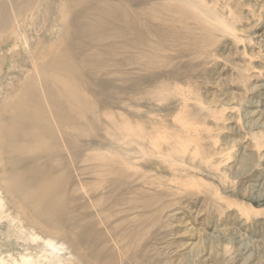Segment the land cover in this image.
I'll use <instances>...</instances> for the list:
<instances>
[{"label": "rangeland", "instance_id": "rangeland-1", "mask_svg": "<svg viewBox=\"0 0 264 264\" xmlns=\"http://www.w3.org/2000/svg\"><path fill=\"white\" fill-rule=\"evenodd\" d=\"M186 1L0 0V264H264V0Z\"/></svg>", "mask_w": 264, "mask_h": 264}, {"label": "bare ground", "instance_id": "bare-ground-1", "mask_svg": "<svg viewBox=\"0 0 264 264\" xmlns=\"http://www.w3.org/2000/svg\"><path fill=\"white\" fill-rule=\"evenodd\" d=\"M188 1H189V2H188ZM9 2H10V1H9ZM186 2H188V4H190V6H191V5H192V6L194 5L193 8H196V6H195V4H194L195 2H194L193 0H192V1H191V0H187ZM190 2H191V3H190ZM192 2H193V4H192ZM186 6H187V5H186ZM192 6H191V9H192ZM21 8H22V7H21ZM188 9H189V7H188ZM192 10H193V9H192ZM186 12H187V11H186ZM193 12H194V11H193ZM198 12H200V11H198ZM202 14H203V13H202ZM196 15H197V14H196ZM206 15H208V13H206ZM193 17H194V16H193ZM196 17H197V16H196ZM203 17H205V15H203ZM194 18H195V17H194ZM199 18H200V16H199ZM200 19H201V18H200ZM204 19H205V18H204ZM6 20H7V19H6ZM193 20H194V19H193ZM201 20H202V19H201ZM201 20H200V21H201ZM205 20H206V19H205ZM207 21H208V20H207ZM207 21H206V23H203V26H204L205 31L208 30V29H206V27L211 26V25H209V24H208V26H206ZM9 22H10V21H9ZM197 22H198V21H197ZM208 22H210V21H208ZM4 23H6V22L4 21ZM201 23H202V21H201ZM9 24H10V23H9ZM13 25H14V24H13ZM201 25H202V24H201ZM5 26H6V24H5ZM205 26H206V27H205ZM0 28H2V27H0ZM3 28H4V27H3ZM7 31H8V30H7ZM79 31H80V30H79ZM81 31H82V30H81ZM208 31H209V30H208ZM206 32H207V31H206ZM209 32H210V31H209ZM209 32H207V33H209ZM235 37H236V36H235ZM85 84L87 85V83H85ZM64 90H65V89H64ZM50 91H51V89H50ZM52 93H53V91H52ZM63 93H64V92H63ZM66 93H68V92L66 91ZM66 93H64V94H66ZM71 93H72V92L69 91L68 95H69L70 97H68V98H66V99L71 98V96H72ZM47 94H49V97L51 96L50 93H49V91H48ZM68 95H65V96H68ZM51 97H52V96H51ZM56 97H57V95H56ZM58 97H59V95H58ZM64 98H65V97H64ZM50 99H52V98H50ZM58 99H59V98H58ZM60 99H61V96H60ZM62 99H63V98H62ZM103 99H104V98H103ZM48 100H49V99H48ZM53 100H55V99H53ZM53 100H52V101H53ZM71 100H72V99H71ZM106 100H107V99L102 100V101H106ZM52 101H50V102L52 103L53 106H54V104H55V106H57L56 104H59V103H60L59 100H58L59 103H56V100H55V103H53L54 101H53V102H52ZM98 101H99V100H98ZM61 102H62V101H61ZM51 103H50V105H51ZM62 103H63V102H62ZM66 104H67V102H66ZM66 104H65V105H66ZM52 105H51L50 107H51V108H54L55 106L52 107ZM67 105H68V104H67ZM67 105H66V106H67ZM59 106H60V105H59ZM66 106H63V105H62V108L64 107V109H65ZM22 107H23V106H22ZM66 108L69 109V110H71V113H67V116H68V114H69L70 116H71V114H72V116H75V114L73 115V113H72V107H71V106H70V107H66ZM70 108H71V109H70ZM55 109L57 110L56 107L54 108V110H55ZM58 109H59V107H58ZM56 110H55V111H56ZM57 111H58V110H57ZM57 111H56V112H57ZM59 111H62V110H59ZM59 111L57 112V115H59ZM56 112H55V113H56ZM63 112L66 113L67 111L64 110ZM69 112H70V111H69ZM61 113H62V112H60V115L63 114V113H62V114H61ZM103 113H104V115H107V116H106L107 119L110 117V120L112 121L113 124H114V123H117V121H116V119H115L114 116H112V117L109 116V114H110L109 112L107 113L106 111H103ZM106 113H107V114H106ZM111 114H112V113H111ZM63 115H65V114H63ZM104 115H103V116H104ZM112 115H114V114H112ZM76 116H77V115H76ZM63 117H64V116H63ZM113 117H114V118H113ZM28 118H29V117H28ZM57 118L61 119V121L63 122V119L61 118V116H59V117L56 116V121H57ZM69 118H70V117H69ZM111 118H112V119H111ZM59 119H58V120H59ZM107 119H106V120H107ZM113 119H114V120H113ZM110 120L108 119V121H110ZM117 120H118V119H117ZM64 121L66 122V120H64ZM111 121H110V123H111ZM114 121H115V122H114ZM65 122H64V123H65ZM106 122H107V121H106ZM108 123H109V122H108ZM57 124H58V123H57ZM59 124H61V123L59 122ZM59 124H58V125H59ZM103 124L105 125L106 123L103 122ZM113 124H112V125H113ZM117 124H118V123H117ZM117 124H116V128L119 129ZM104 125H103V128H105V127L108 128V127L106 126L107 124H106L105 126H104ZM109 125H110V124H109ZM130 125H131V124H130ZM59 126H60V125H59ZM61 126H62V125H61ZM114 127H115V124H114ZM119 127H120V124H119ZM131 127L133 128L132 125H131ZM106 128H105V130H106ZM112 128H113V127H112ZM109 129H110V128H109ZM114 129H115V128H114ZM121 129H122V128H121ZM110 130H111V129H110ZM111 131H112V130H111ZM115 131H116V129H115ZM128 131H129V130H128ZM108 132H110V131L108 130ZM107 135H109V133H107ZM110 136H111V135H110ZM10 137H11V136H10ZM110 138H111V137H110ZM129 138H130V136H128V139H129ZM131 138H132V137H131ZM115 139H117V138H115ZM128 139H127V140H128ZM130 140L132 141V139H129V140H128V141H129L128 145H130V144L132 143V142H130ZM126 142H127V141H126ZM114 143H115V142H114ZM124 144H125V143H124ZM126 145H127V144H126ZM99 147H100V146H99ZM118 147H119V146H118ZM128 147H130V146H128ZM120 148H121V147H120ZM16 149H17V148H16ZM127 149H128V148H127ZM117 150H118V149H117ZM122 150H123V149H122ZM75 152H76V151H75ZM125 152H126V151H125ZM131 152H133V151L131 150ZM135 152H136V151H135ZM118 154H119V153H118ZM183 154H184V153H183ZM123 155H124V154H123ZM36 158H37V157H36ZM36 158H35V159H36ZM33 160H34V158H33ZM188 160H189V159H188ZM104 161H105V160H104ZM26 163H27V162H26ZM27 164H28V163H27ZM24 165H25V164H24ZM107 165H108V164H107ZM109 166H111V165H109ZM127 166H128V165H127ZM25 167H26V166H25ZM128 168H129V167H128ZM51 169H52V168H51ZM117 169H118V168H117ZM129 169H130V168H129ZM28 170H30V168H29ZM120 170H121V167H120ZM120 170H117V172L115 171L113 174H116V173H117V174H120V172L118 173V171H120ZM122 170H123V168H122ZM22 171H23V170H22ZM112 171H113V170H112ZM16 172H17V171H16ZM16 172H15V173H16ZM20 172H21V170H20ZM20 172H19V174H20ZM29 172L31 173V171H29ZM121 172L123 173L124 171H121ZM21 173H22V172H21ZM23 174H24V173H23ZM45 174H46V173H45ZM111 174H112V173H111ZM126 174H128V171H126ZM27 175H28V174H26L25 176H27ZM47 175H49V173H47L46 176H47ZM128 175H129V174H128ZM14 176H15V175H14ZM29 176H30V174H29ZM46 176H45V177H46ZM51 176L53 177V175H51ZM51 176H49V177H51ZM122 176H123V175H122ZM125 176H126V175H125ZM17 177H18V176H17ZM20 177H21V176H20ZM15 178H16V176H15ZM32 178H33V177H32ZM47 178H48V177H47ZM21 179H22V178H21ZM26 179H27V178H26ZM30 179H31V177H30ZM38 179H39V178H38ZM38 179H37L36 181H39ZM128 179H129V178H128ZM49 180H50V179H49ZM28 181H29V180H28ZM28 181H26V182L28 183ZM50 181H51V180H50ZM50 181H49V182H50ZM21 182H22V181H21ZM26 182H25V183H26ZM30 182H31V181H30ZM44 182H48V181H44ZM53 182H54V181H53ZM40 183H41V182H40ZM54 183H55V182H54ZM22 184H23V182H22ZM33 184H35V183H33ZM42 184H43V183H42ZM30 185H31V184H30ZM46 185H47V184H46ZM52 185H53V184H52ZM56 185H57V180H56ZM22 186H23V185H22ZM32 186H34V185H32ZM57 186H58V185H57ZM20 187H21V184H20ZM30 187H31V186H30ZM59 187L61 188V186H59ZM18 188H19V187H18ZM22 188H24V187H22ZM20 189H21V188H19V190H20ZM26 190H27V189H26ZM26 190H25V191H26ZM22 191H23V190H22ZM25 191H24V192H25ZM27 191H28V190H27ZM28 192H29V191H28ZM28 192H27V193H28ZM19 193H22V192H19ZM27 193H26V194H27ZM24 194H25V193H24ZM24 194H23V195H24ZM12 196H13V195H12ZM24 196H25V195H24ZM24 196H23V197H24ZM26 198H27V197H26ZM35 198H36V197H35ZM17 201H18V200H17ZM17 201H16V202H17ZM41 201H42V202L44 201V198H43V197H42ZM20 202H21V201H19L18 203H20ZM27 202H28V201H26V203H27ZM38 202H39V201H38ZM21 203H22V202H21ZM29 203H30V202H28V204H29ZM23 204H25V202L22 203V205H23ZM16 205H17V204H16ZM18 205H19V204H18ZM18 205H17V206H18ZM22 205L20 204L19 207L22 206ZM23 206H25V205H23ZM27 206H28V205H27ZM27 206H26V207H27ZM33 206H34V205H33ZM20 208L23 209L22 207H20ZM31 209H32V208H31ZM28 211H30V210H28ZM33 211H34V210H33ZM35 211H36V209H35ZM37 211H39V210L37 209ZM40 212H41V211H40ZM42 214H43V213H42ZM47 215H48V214H47ZM48 217H49V216H48ZM51 217H52V215H51ZM57 217H59V216L57 215ZM60 217H61V216H60ZM45 218H46V217H45ZM53 218H54V216H53ZM53 218H52V219H53ZM47 220H48V219H47ZM55 220H56V219H55ZM58 220H59V218H58ZM50 221H51V220H50ZM59 221H60V220H59ZM57 222H58V221H57ZM55 223H56V222H55ZM33 224H34V223H32V225H33ZM56 224H57V223H56ZM59 224H60V223H59ZM34 225H35V224H34ZM57 225H58V224H57ZM59 227H60V226H59ZM60 228H61V227H60ZM43 230H44V229H43ZM44 231H45V230H44ZM89 238H90V237H89ZM46 244H47V246L50 248V250H51L50 252H53V253H52L53 256H55V257L57 258V260H58V264H61V263L63 262V260H64V259H63L64 257H63L62 255L59 254V251H61V250H63V249H64V250H67V249H66L65 247L62 248L60 245H57V242H54V241L51 240V239L46 240ZM2 264H10V263H6V262H4V263H2ZM17 264H39V262H36L35 260H33V259H31V258H27V259L22 258L21 262H19V263H17Z\"/></svg>", "mask_w": 264, "mask_h": 264}]
</instances>
